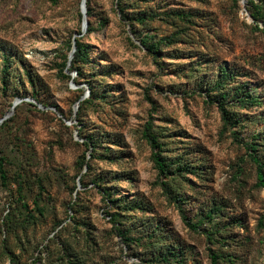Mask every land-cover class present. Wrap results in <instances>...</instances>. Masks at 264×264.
<instances>
[{
	"label": "rangeland",
	"instance_id": "obj_1",
	"mask_svg": "<svg viewBox=\"0 0 264 264\" xmlns=\"http://www.w3.org/2000/svg\"><path fill=\"white\" fill-rule=\"evenodd\" d=\"M253 3L120 0L128 18L154 16L131 32L117 0H90L85 28L81 0H0V118L16 99L31 103L18 102L0 128V264H144L159 247L180 251L169 264H210L211 250L220 264H264V188L245 147L264 164V23ZM143 32L176 38L149 52ZM73 37L87 50L82 77L70 72L79 83L62 75ZM89 83L95 99L78 110L76 89L86 98ZM219 91L233 123H223ZM247 93L256 102L239 106ZM147 123L173 163L168 178L142 135ZM18 179L35 216L24 230L14 224L26 214ZM114 223L139 243L127 245Z\"/></svg>",
	"mask_w": 264,
	"mask_h": 264
},
{
	"label": "trees",
	"instance_id": "obj_2",
	"mask_svg": "<svg viewBox=\"0 0 264 264\" xmlns=\"http://www.w3.org/2000/svg\"><path fill=\"white\" fill-rule=\"evenodd\" d=\"M253 3V0H250ZM258 4H254L255 10L254 11H250V16L252 17L253 21H257V20H261L264 23V10L261 6H263V2L264 0H258ZM120 0H117V6H118V10L120 11V15L121 17L127 21V23L130 26V30L131 32H134L133 28H134V24L139 23V24H144L147 21H150L154 18L153 15L150 14H141L138 16H135L134 18H128L126 14L123 13L122 8L119 5ZM85 7H86V15L90 16L91 15V6H90V0H86L85 1ZM176 16L182 20L187 19L186 15L181 14V13H176ZM256 27V26H255ZM90 29V28H89ZM176 35L175 34H170L166 37L162 36L159 38H156L154 36H151L148 32H143L140 36H138V40L140 42V44L142 46H144L147 51L149 52H155V50L158 48L159 45L161 44H170L173 43L175 41ZM75 39V46L76 49L73 53V56L69 62V64L67 65V61H68V54L67 56H65L63 65L66 67L65 72L66 73H62L63 76L67 77L68 79H70L73 82L79 83L78 81L75 80V78L71 77L70 72L74 71L77 75V77H82V72L80 70L79 67V63H83L86 59H87V50L85 45L79 40V38H74ZM72 46V41L70 43V49ZM69 49V50H70ZM88 96L86 98L81 99L82 95L84 94V89L83 88H77L76 91L79 93L78 97H77V101H78V110L79 108L83 105V104H88L91 103L94 99H95V93L96 90L94 88V86H92L90 83L88 84ZM219 87H222V84L220 82H218L217 84ZM33 97V96H32ZM217 100H218V106L220 107V111H221V118L223 120V123L226 125L228 123H233L232 122V116L227 112L226 107L224 106L225 101H226V97H227V93L226 91H219L218 94L216 95ZM238 99L236 100L237 103H239V106H247L250 104H254L256 102V97L253 95H249L247 94H241L240 96H237ZM26 100H22V102H25ZM27 104H31L29 102H25ZM77 110V112H78ZM5 119L2 121L1 126H3L5 124ZM231 134L234 136V139H238L235 134V131H232ZM143 137L145 138V140L148 142L151 150H152V159L154 161V164L158 170V173L160 176H164L166 178L170 177L171 173H172V162H168L160 153L161 149H162V144L159 142L158 140V136L155 135L152 131H151V124L147 123L143 133H142ZM83 144L85 145V147L87 146H93L94 144V140L92 137L88 136L84 139ZM245 147L246 149L250 150V159L252 160V162L255 164V170H256V179H257V186L264 188V164L259 160L258 156L255 154L256 151V147L253 145L252 142L250 143H245ZM89 148V147H88ZM4 163H5V157L0 156V182L2 184H5L7 181V176L4 170ZM185 168H181L180 164H177L176 168L178 171H189L188 167H191L189 165H185ZM81 178V177H80ZM160 185L163 187V190H165L166 192H168V187H167V181L165 180H160ZM22 190V182L20 179L17 180V184H16V192H17V197L19 198V201L21 202V207L23 209L26 210V214L23 217H18L16 218L14 221L15 226L19 225L21 226L22 230H24L26 228V226L28 224H30L31 222L34 221L35 216L34 214L31 213L30 210H28V205L27 203L23 200V195L21 193ZM104 194H106L108 197V193L104 192ZM177 199V197H176ZM180 200V198H178ZM35 211H37L39 214H41V208L37 206V203L35 202ZM214 210L218 211V206L213 207L211 210H209L207 212V215H210L211 213L214 212ZM110 220L112 222H115V220L117 219L118 216H120L119 212H113L110 214ZM7 219L6 217L4 218V220ZM185 224L191 228V229H195L196 226L194 224H192L191 222H189L188 220H185V217H183ZM114 230L116 232V234L127 244H136L139 243V238L138 237H134L131 235V230L129 229H124V228H120L115 226V223L113 225ZM8 229L9 232L13 231V224L11 226L8 225ZM220 236H222V232H219ZM209 240V238H207ZM209 241H213V240H209ZM173 248V247H170ZM168 249L167 247H159L156 250L152 251L150 253V255L143 256L140 260L142 263L144 264H153V262H162V263H166L169 264L170 262L173 261V259L171 260L170 257H178L180 255V251L177 250H173V249ZM61 251L62 254L66 255L68 257V254H71V252H69L68 250V246L66 244H62L61 245ZM220 257L221 255L219 254V252L217 251H213L211 250L209 252V258H210V264H220ZM13 259H11V263L12 264H17V261L14 260V256L12 257ZM64 258V256H62L61 258H59L58 260H62ZM171 260V261H170ZM69 264H77V262H68Z\"/></svg>",
	"mask_w": 264,
	"mask_h": 264
},
{
	"label": "water",
	"instance_id": "obj_3",
	"mask_svg": "<svg viewBox=\"0 0 264 264\" xmlns=\"http://www.w3.org/2000/svg\"><path fill=\"white\" fill-rule=\"evenodd\" d=\"M85 1H86V0H81L82 15H83V19H82V27H83V28H85V26L87 25V20H86V16H85ZM75 49H76V46H75V39H74V37H73V38H72V46H71L70 52H69V54H68L67 65L69 64V62H70V60H71V58H72V56H73V53H74ZM21 100H22V99H16V100H14V102L12 103V106H11V109H10L9 114H11V112L13 111L15 105H16L18 102H20ZM9 114H7V115H5L4 117L0 118V123H1L4 119H6V118L8 117Z\"/></svg>",
	"mask_w": 264,
	"mask_h": 264
}]
</instances>
